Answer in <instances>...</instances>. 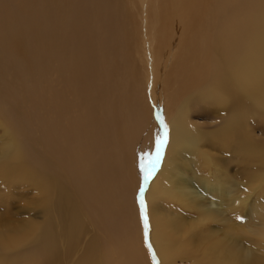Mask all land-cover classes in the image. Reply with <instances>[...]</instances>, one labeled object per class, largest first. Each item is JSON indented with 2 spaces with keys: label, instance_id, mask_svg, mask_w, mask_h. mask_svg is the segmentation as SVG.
Segmentation results:
<instances>
[{
  "label": "bare ground",
  "instance_id": "1",
  "mask_svg": "<svg viewBox=\"0 0 264 264\" xmlns=\"http://www.w3.org/2000/svg\"><path fill=\"white\" fill-rule=\"evenodd\" d=\"M0 58L5 66L14 65L0 70V82L22 93L28 106L37 109L49 141L56 143L53 154L59 163L57 172L52 171L56 176L49 177L51 173L39 166L44 161L32 163L15 141L0 148L4 177L10 171L19 174L37 189L44 208L54 196L59 217L57 234L51 219L24 229L12 230L7 224L0 232V264H56L62 254L57 252L59 237L71 251L84 232L83 208L96 216L108 244L89 242L76 264H118L114 256L125 257V264H151L154 259L157 264H264L262 255L248 258L245 226L233 218L222 221L225 212L245 210L251 195L264 185V173L230 202L219 180L210 183L204 178L198 183L193 181L195 174L189 176L197 162L210 171L216 162L210 152L217 147L231 155L230 164L247 165L253 158L264 162V143L250 133L251 124L264 127V0H0ZM53 63L62 69L55 67L60 73L55 72L56 79L63 82L57 91L49 85ZM96 69V76L101 73L109 84L114 76L131 84L117 91L96 88L90 83L98 80ZM11 75H36L37 87H17L8 79ZM148 75L153 83L150 103L166 98L160 116L168 122L169 136L159 168L146 188L142 186V194L139 185L146 172L145 179L154 172L157 161L150 137L158 129L150 121L144 95ZM118 91L123 101L119 105L114 101ZM66 93L73 102L63 100ZM104 104L116 112L101 116V134L98 121ZM46 106L55 119L39 116ZM195 106L224 110L227 123L217 131L200 130L190 121ZM72 108L77 109L76 118L63 125L61 118ZM129 110L132 123L125 116ZM1 123L6 132L13 130L10 123ZM74 143L78 144L70 151L68 144ZM133 197L146 204L145 230L139 223L142 205ZM161 198L181 210H193L196 215L191 218L196 219L185 221L177 212L164 211L154 203ZM221 221L222 228L211 227ZM200 227L204 231L199 232ZM259 240L264 252V227ZM100 251H108L107 257Z\"/></svg>",
  "mask_w": 264,
  "mask_h": 264
},
{
  "label": "rangeland",
  "instance_id": "2",
  "mask_svg": "<svg viewBox=\"0 0 264 264\" xmlns=\"http://www.w3.org/2000/svg\"><path fill=\"white\" fill-rule=\"evenodd\" d=\"M142 28H143L142 29L143 35H146V38H144V40H148L147 39L148 33H147L145 27H142ZM119 39H120V37H119ZM111 40H113V39H111ZM112 42L115 43V40H113ZM116 43L118 44L119 42L116 40ZM144 48H145V45H144ZM151 49L152 48L150 47V49H149L150 51L148 50L147 54H149V52L151 53ZM149 56H150V54L148 55V57ZM17 60H20V59L18 58ZM2 61L3 60L0 58V66H1L0 70L2 72H3L4 67H5L4 68L5 70H8L9 65L13 66V68H14V65L12 64V62L5 66V62L3 63ZM115 61H117V59H115ZM117 62H115V64H117ZM118 65H119V67H122L121 62H118ZM52 66H54L53 67L54 69H55V67H57L58 70L61 69V68L59 69V67H58L59 64L53 63ZM53 68H51V70H50L51 72L52 71L53 72L49 76V80L51 81V82H49V83H51L49 85H50V87L52 86L53 90L57 91V89H61L60 87L63 86V82L62 81L59 82V79H56L57 75L55 72L59 73V71H57V69L52 70ZM139 68L144 69L141 67H139ZM141 71H142L141 72L142 74H143V72L146 73L145 70H141ZM147 71H148L147 73H149L148 69H147ZM97 72H98V69H96V73L93 72L95 76H96ZM96 77L98 78L99 81H100L99 78H101L100 83H98L99 82L98 80H94V81L92 80L90 83L95 82L93 84H95L96 88H100V87L102 89L105 88L104 90H106V89L107 90H113L114 89L117 91V90L123 89L125 84H126L127 88H129V85L131 84L130 83L129 85H127L128 82L125 83V80H123L122 76L117 77V78L114 76L113 82L110 84L107 82V80H106L107 78L105 79V77L101 73H98V75ZM36 78H38V76H36V75H30V76L28 75L25 78L22 77L19 79H17L14 75H11L8 77L9 80L13 81L15 86L18 87L23 83L22 85L26 84V87H29V88L37 87L36 82H35ZM58 78H60V80H62L61 76H59ZM148 78L150 81L147 80V82L145 83V88L147 89V91H146V89L144 90V95H145V97L148 96L146 102H147L149 109H150L149 110L150 117H151L150 121L153 124V126H156V128L159 131V132L157 131L158 133L155 132V134L157 133L156 136L154 134V136L150 137V140L152 141V143H154V146H155V150H156L155 151V158H156V153H157L156 140L159 137L165 136V134H163V133L167 134L168 132L166 130L169 131V129H167L168 128L167 127L168 122L166 120L164 122L160 116V113L163 112L162 106H161L163 104L162 101L166 103V98H163L162 100H160L161 98H157V101H155V104H154L157 108L152 104V102L150 103V99H149L150 93L149 92H151L153 85H151L152 80L150 79L149 75H148ZM116 79H118V82L116 81ZM119 81H120V84L117 85V83H119ZM114 82H117V83H114ZM0 83H1L0 84V115H2V116H0L1 117L0 119L4 120V121H2L4 123H1V122L0 123L5 124L4 126H6L7 123L8 124L10 123L9 125L14 126L13 127L14 131L13 130L10 131L9 128H12V127L9 125L7 128V129H9L8 131L12 132V133H9L8 131L6 132L5 131L6 128L3 127V125L0 126V148H2V146L6 145V144L10 146V144L8 142L15 141V143H17L18 147L20 144V148L25 150L26 154L28 155V157L32 163L41 164L39 162L40 161L39 158H41V160L44 161L43 162L44 164L42 166L39 165L40 168L43 169V172H45V171L50 172L52 175L49 174V177H51V176L55 177L56 173L54 174L52 171H54L53 169H56L55 171L57 172L56 167H58V164H59L56 156L53 154L56 150V143H51L49 141L47 131L44 128V126L42 125L40 119L36 115L37 109H34L33 107L28 106V104L26 102L27 99L25 101L24 95L22 93H19V95H17V94L10 91L11 87L9 85H6V84L3 85L2 82H0ZM17 83L19 85H17ZM101 84H102V86H101ZM107 84H109V87L107 86ZM122 84H124V85H122ZM27 85H31V86H27ZM114 85H115V88H114ZM40 86H38L39 89L41 88ZM118 86L120 87L119 89H118ZM158 86H160V85H158ZM4 87H5V89H4ZM126 87H124V90ZM173 88L174 87H172V89ZM145 91H146V93H145ZM119 92L120 91L116 92L114 95L115 96L114 101L115 102L117 101L118 105L123 103V101L120 99V97L122 95ZM160 93H161V96H163L162 91ZM105 94L108 95V92L106 91ZM146 94H148V95H146ZM63 96H65V97H63V100L66 102L71 103L74 101L73 96L70 93H66ZM145 100H146V98H145ZM156 102H158L159 104L157 103V105H156ZM159 106H161V107H159ZM48 107H49V110L52 112V114L49 112ZM195 107L191 111L192 114H191V120L190 121L194 125H196V127L200 128V130L207 131V132L208 131L209 132L217 131V130H220V128L223 127L227 123L228 117L226 116L224 110L210 109V108H206L205 106H195ZM203 107H205V108H203ZM7 108H9V109H7ZM152 108H154V109H152ZM156 109H158V110L161 109V110L159 112ZM72 110H74V108L71 109L69 114L63 115V117L61 118V123L63 125H66L69 122V120L71 119V117L76 118V114H77L76 110L77 109L75 108L74 111H72ZM151 110H153V111H151ZM155 110L158 113H155ZM44 111H45V115H44ZM39 112H38L39 116H40V114H42V116H44L46 118L55 119V118H52V115L54 117V114H53L54 111L52 108L50 109V106H46L45 109H43L42 111L40 110ZM73 112H75V114ZM99 112L102 114H100L101 120L98 121V126H99V128L101 127L100 132L102 134V132H104V130L102 129L104 126H103V121H102L103 117H101V116L107 115L108 113H111L112 115H114L116 111H115V109H109L108 106L104 104L100 107ZM153 114H154V117H153ZM50 115H51V117H50ZM156 115H158V116L156 117ZM67 116H68V118H67ZM125 116H128L129 119L132 118L131 122H129L130 121L129 119H126L128 123H132V120H133L132 110H129ZM2 117L4 119H2ZM65 117L67 118V120H65L66 119ZM118 119H121V118H118ZM123 119H124V117H123ZM114 120H116V116L114 117ZM65 121L67 123L64 124ZM133 122H134V120H133ZM154 122H156V123L154 124ZM16 127H18V130L20 129L21 132L18 131ZM15 129L17 130L18 134L15 133ZM250 130H251L250 131L251 136L255 141H259L261 143H264V127L255 126L254 124H251ZM15 134H17V135H15ZM16 136L19 138V140H18V138H16ZM168 136H169V134H167V140H166L165 144H167V142H168ZM153 139L155 140V142ZM18 141H20V142H18ZM86 141H87V139H83L81 142L85 143ZM77 144L78 143H74V144H70V145L68 144V148L70 149V151L73 150V148L75 146H77ZM165 144H164L163 148L160 150L159 160H161L162 155H164L163 154L164 148L166 147ZM21 145H23L24 147ZM49 145H50V147H48ZM219 150L220 149L217 147V149H215V151L210 152L211 155L214 154L215 161H216V162H214L215 165L210 167V171L205 172L206 170L204 171L203 167L197 162L196 166L190 167L191 170L189 168V172H191V173H189V176L190 175L192 176L193 174H195L194 175L195 179H193V181L198 182V183H201L202 182L201 179L204 180V178L209 179L210 183L214 182L215 180H219V183H218L219 187L222 188L223 191L228 192L225 200H229V202H230L231 201L230 198L232 197V195H238L242 192L244 194L245 187H249V185H251V184L256 185V183H258L256 181V177H258L257 175H259V176L263 175V173H264V162H263V160L253 158V159H250L248 161L247 165L237 164V163H233V164L231 163L230 164L231 159L229 157L231 155L229 156V153H221V151H219ZM237 159L239 161H245L246 160L245 158L241 160L239 157H237ZM2 160H4V159L2 157H0V164L3 163ZM159 160H157L155 162L156 165L154 167V172H152L153 171L152 170L151 171L152 173L148 175L147 179H145L147 172L145 173V176L143 178V182H141L139 185V192L140 193H142V194L144 193L143 191L145 189L142 186H144L146 188L147 184L149 183V181L152 179V176L156 172L155 169L157 170L159 168L158 167L159 162H160ZM35 161H37V162H35ZM45 163L49 164V165H46ZM118 168H119V166H118ZM4 173H5V171L0 172V232L3 231L2 228H5L6 226H8L7 224H9L8 227L12 230L16 229L17 227L19 229L20 228L24 229V228H27L30 225V223L42 225L43 223H46L48 220L51 219V222L53 224V228L55 230L54 231L55 234L59 233V217H58V215H56L57 213H56L55 207H53L54 196H52V198H51L50 207L44 208V206H42V196L38 193L37 189L34 186H32L28 181L21 178V176H19V174L15 173L14 171L13 172L10 171L9 172L10 175L8 177H4ZM45 175H47V174H45ZM224 181H226V182H224ZM255 185H254V187H255ZM263 193H264V185H262L256 191L255 194L251 195V199L249 201V204L245 207V210L240 211V209H239V210H237V211H239V213L236 211H229V212H227V213L225 212V214H223V219H222L223 222H226L228 219L233 218V220H235L236 222L245 226V230L248 232V234L243 236V240L245 243L244 246L245 247L247 246L248 249H250V250L252 249L251 250L252 252H250V250L248 251V249H247L248 254H249V256H248L249 259L250 258L252 259L254 257L257 258L259 256H260L259 259H261L262 256H264V252H262L263 251L262 247L259 244V242H260L259 239L261 237V230L264 227V195H263ZM137 198L135 197V199H134V197H133L134 200L132 198L131 199H132V201H134V203L138 204V201H139V203L142 205V210L139 213V216L142 219L139 220V223L140 222L144 223L145 218H146L145 215L147 213V210L145 209L146 204L142 200L141 197H137ZM139 198L143 201V204L141 203L142 201ZM166 201H167L166 199L161 198V199H156L154 203L159 204L163 208L164 211H166L170 214L171 213L174 214L176 212L181 214V217H183L185 219V221H186V219H189V218L190 219H196V218H191V217H194L196 215V213L193 210H189V212H188V210H185V209L181 210L182 208L178 204L171 203V202L166 203ZM87 213L88 212L83 208L81 211V215L83 217L86 228L84 227V230H83L84 232L80 236L75 247L73 249H71V251H68V248H67L68 243H66V239L59 237V248H58L57 252L59 255L62 253L60 256H63L64 258L59 256V260L57 261L56 264H76V263H78L81 255L85 251L87 244L93 240H95L98 244H100V245H97L100 247L102 246L101 245L102 243H104V245L108 244L107 243V241H108L107 237L108 236L105 235L104 233H102L100 223L96 222V219H97L96 216L93 217L89 213L88 214ZM184 219H182V220H184ZM90 221H92V222H90ZM222 221L220 223L211 224V227H214V229H216L218 227L222 228L224 226ZM88 222L90 225L88 224ZM5 223H6V225H4ZM143 228L145 230V223H144ZM200 229H203V230L199 231V232H202V231H204L205 227H200ZM28 231H29V229H28ZM249 244H251V245H249ZM252 245H253V247H252ZM19 249H17V250H19ZM17 250H15V251H17ZM15 251H13V253ZM67 251H68V253H67ZM102 252H103V255L105 257H107L108 251H102ZM102 252L100 251V254ZM15 253H17V252H15ZM124 258L125 257H123V256H119V257L114 256V259L116 261H118V264H125ZM262 260H263L262 262L264 263V257L262 258ZM186 262L190 263V261H186ZM99 263L104 264V263H101L100 261H99ZM151 264H157L155 262V259H154V262L152 261ZM176 264H181V262L177 261Z\"/></svg>",
  "mask_w": 264,
  "mask_h": 264
},
{
  "label": "snow or ice",
  "instance_id": "3",
  "mask_svg": "<svg viewBox=\"0 0 264 264\" xmlns=\"http://www.w3.org/2000/svg\"><path fill=\"white\" fill-rule=\"evenodd\" d=\"M167 140V134L165 133L164 137H159L156 140V145H157V153H156V159L159 160L160 156V150L163 148L164 144L166 143ZM143 204V201L141 202ZM239 219V218H238ZM147 222L145 223V228H147Z\"/></svg>",
  "mask_w": 264,
  "mask_h": 264
}]
</instances>
